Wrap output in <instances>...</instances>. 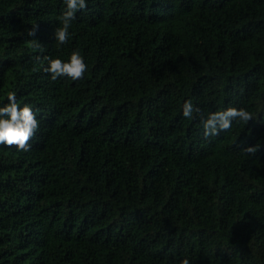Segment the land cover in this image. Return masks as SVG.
<instances>
[{"label":"trees","instance_id":"16d2710c","mask_svg":"<svg viewBox=\"0 0 264 264\" xmlns=\"http://www.w3.org/2000/svg\"><path fill=\"white\" fill-rule=\"evenodd\" d=\"M86 2L59 45L64 0H0V106L39 121L0 146V264H264V0ZM228 107L253 120L206 138Z\"/></svg>","mask_w":264,"mask_h":264},{"label":"clouds","instance_id":"9594fccd","mask_svg":"<svg viewBox=\"0 0 264 264\" xmlns=\"http://www.w3.org/2000/svg\"><path fill=\"white\" fill-rule=\"evenodd\" d=\"M64 4L66 7L59 17L61 26L54 32L55 41L59 45L68 43L71 35L69 29L72 21L76 19V13L88 7L86 0H64ZM38 28V24L33 25L27 34L35 36ZM46 59L48 64L44 71L51 74L53 81L61 77H67L73 81L82 80L88 69L84 57L78 51H73L67 62L59 58ZM194 112H199V109L194 108L191 101H186L183 105V116L191 120ZM251 120H253L252 114L245 108L228 107L224 111L210 113L206 119L202 120L204 136L215 137L221 131L230 130L233 121L248 123ZM38 130L39 121L33 108L28 104L21 107L17 102L16 93H8L7 103L0 106V146L15 148L18 152H29L32 147L30 141ZM257 150L258 146L245 149L247 153L253 155ZM181 264H190V262L188 259H183Z\"/></svg>","mask_w":264,"mask_h":264}]
</instances>
